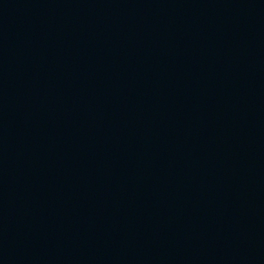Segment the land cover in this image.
Segmentation results:
<instances>
[{"label":"water","instance_id":"water-1","mask_svg":"<svg viewBox=\"0 0 264 264\" xmlns=\"http://www.w3.org/2000/svg\"><path fill=\"white\" fill-rule=\"evenodd\" d=\"M0 264H264V0H0Z\"/></svg>","mask_w":264,"mask_h":264}]
</instances>
